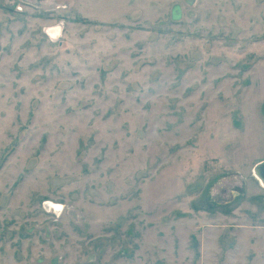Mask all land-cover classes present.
Segmentation results:
<instances>
[{"label":"rangeland","instance_id":"374dc122","mask_svg":"<svg viewBox=\"0 0 264 264\" xmlns=\"http://www.w3.org/2000/svg\"><path fill=\"white\" fill-rule=\"evenodd\" d=\"M264 0H0V264H264Z\"/></svg>","mask_w":264,"mask_h":264},{"label":"water","instance_id":"95a60500","mask_svg":"<svg viewBox=\"0 0 264 264\" xmlns=\"http://www.w3.org/2000/svg\"><path fill=\"white\" fill-rule=\"evenodd\" d=\"M253 175L264 188V161L258 162L252 169Z\"/></svg>","mask_w":264,"mask_h":264}]
</instances>
